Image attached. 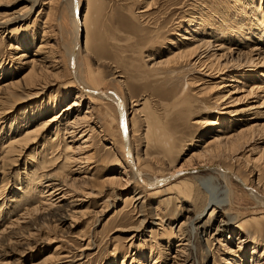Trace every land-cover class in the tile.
<instances>
[{
	"label": "rangeland",
	"instance_id": "1",
	"mask_svg": "<svg viewBox=\"0 0 264 264\" xmlns=\"http://www.w3.org/2000/svg\"><path fill=\"white\" fill-rule=\"evenodd\" d=\"M33 1L0 0V20L5 17L4 13L12 17L9 26L0 29V127L5 125L0 131V143L9 125V130L24 133L38 119L48 120L63 111L74 97L67 69L61 67L53 71L50 58H47L51 51L53 57L56 52L62 57L63 48L56 44L52 48L38 49L41 42L43 45L48 41V46L54 43L43 31L53 28L55 33L60 26L53 21L56 2L36 0L26 16ZM252 1L253 4H247L246 0H83L84 10L88 5L84 49L89 53L80 52L78 59L82 62L81 56L87 57L95 72V84L115 90L126 101L128 128L130 132L138 131L131 141L132 148L142 155L145 150H151V137L169 140V152L160 154L157 163H147L148 170L153 173L164 174L172 166H176L174 171L199 166L203 158L199 162L194 153L205 147L210 133L216 130L235 133L241 126L253 131L251 136H246L244 147L240 146L236 155L225 153L211 160L228 166L248 185L264 193V12L260 14L264 10V0ZM147 3L150 4L147 6ZM140 9L146 13L139 14ZM66 13L64 24L60 26L63 34L71 27L70 14ZM255 14L260 15L256 20L262 19L263 25L253 20ZM23 15L25 20L19 22L18 17L23 18ZM189 15H192L191 20ZM200 19L208 25L202 34L195 32L200 28ZM210 29L225 30L224 36L218 39L224 43L238 42L236 38L239 40L240 36H235L239 33L248 34L249 40H246L247 45L239 40L238 43L246 45L241 52L232 44H224L231 45V53H228L224 45L220 48L211 39L209 49L197 50V57L184 58L186 61L178 67L171 64L157 71L153 68L155 62L168 59L171 50L182 47L184 42L187 45L183 37L200 38L209 34ZM233 31L238 34L232 36ZM70 41L65 35L61 43L66 46ZM257 42L263 44L258 49L261 53L248 52ZM23 51L27 55L20 60ZM245 55L252 58L249 64L244 60ZM32 59H35L36 69L32 77L26 78L25 72L29 69L24 63ZM174 67L177 73L172 74L168 70ZM83 76L85 78V74ZM10 82L15 85L8 87L11 92L9 89L6 92L5 85ZM41 85H44V94L35 96ZM92 105L97 123L89 141L83 144L79 139L73 145L74 148L81 145V151L62 150L65 142L72 145L69 139L62 140L60 133L53 140L55 126H48L36 138L28 137L13 149L8 159H1L4 149L0 144V264H185L183 260H192V264H230L231 260L236 264H249L247 257L241 259V251L246 252L245 256L252 251L247 242L237 244V238H246V234L254 237L252 219L264 227V217L255 212L242 188L232 181V204L220 203L215 215L209 216L210 211L204 209L207 202L222 200L225 185L220 179L207 180L212 175L210 171L197 170L185 174L184 179H191L190 190L186 193L169 188L166 186L169 182L153 194L151 192L152 196L143 195V208L138 207V213L136 209L132 211V204L124 203V199L132 195L136 184L132 180L126 182L123 176L114 107L108 101ZM39 109L45 113L37 117ZM102 112L107 113L105 119ZM104 120H108L114 131L110 136L112 145L104 140L103 132L100 133L106 125ZM205 121L209 125H204ZM56 145L59 147L55 150ZM58 155L59 159L55 160ZM236 158L244 160L239 162ZM64 161L67 167L63 169ZM187 161L191 166H186ZM48 172L62 181L50 195L41 193L39 185L40 176ZM117 173L122 174L123 185H109L107 180ZM140 210L145 217L155 213L164 215V228H160L163 230L147 227L142 232L141 228L137 230ZM227 217L231 218V228L223 235L231 237L229 244L234 251L231 254L213 238L205 242L207 236L203 233L208 231L212 235L217 222ZM242 221L248 224L241 230L237 225ZM180 225L184 236L179 239L182 242L177 243L173 233ZM136 231L140 234L130 241ZM181 247H185V251H180ZM262 248L259 247V252Z\"/></svg>",
	"mask_w": 264,
	"mask_h": 264
},
{
	"label": "bare ground",
	"instance_id": "2",
	"mask_svg": "<svg viewBox=\"0 0 264 264\" xmlns=\"http://www.w3.org/2000/svg\"><path fill=\"white\" fill-rule=\"evenodd\" d=\"M54 1L56 2L55 3L56 4V7H55L56 9L54 10L55 11V13H54V18L55 19L53 21H55L58 25L62 26L64 24L63 23L64 22V19H63L64 12L66 13V11H67L70 14V17H71V27H70V30H68L66 32V34H63L64 33V29H62L60 26L58 28L56 26L57 29L55 30V33L53 31V28L51 30L43 31V35H45L46 38L50 37L49 40H53L54 43L52 45L48 46L47 45L49 43L48 41L47 42H43V45H42V42H41V44L39 45L38 49L41 50L42 48H46V47L47 48H52L53 45L55 46L56 44H60V46L63 48V51L61 53L63 56L60 57L61 55L59 54V52H56L55 57H53L54 53L51 51L49 53L50 54L49 57H47V58H50V63H51V67H53V71L54 70H58L61 67H65L67 69L68 74H69L68 75L69 76V82H70L71 86L73 87V91H74V93H73L74 97L70 101V103L68 105H66V107H65V109L63 111L62 110L58 111L57 113L54 114V116L51 119H48V120H42L41 119V121H38L39 120L38 119L37 122L30 129H27L24 133L22 132V133L18 134V130L17 131L9 130L10 127H11V125H9V127L6 128V132L3 134L4 141L1 142L2 144L0 143L1 146H3V149H4L3 150L4 151V155L1 154L2 155L1 159H8L9 154L13 152L14 148L16 149L17 145L22 144V142L26 141L28 139V137H31V136L34 137L35 136V138H36V136H38L48 126H50V127H52V126L54 127L55 126V131L53 133L54 134L53 140L56 139L57 136H59L58 133H60V137L62 138V140L69 139V142H71L72 146H69L66 142L64 143L61 140L64 143V147H62V150L64 148V151H68V150L69 151L77 150V152L81 151L82 150L80 148L81 145H78L75 148L73 147V145L79 139L83 140V144H86L89 141V138H90L89 136H91L90 133H92V131L94 130V126L97 123V122H94V119H95L94 116L95 115H93V110L94 109L92 107L93 106L92 104H94V103L105 104V101L106 102L108 101L110 104H112V106L114 107L115 113H116V116H115L116 117V124H117L116 126H117L118 136H119V145L118 146H120L121 153H122L121 169L123 170V176H125V178H127L126 182H131V180H132L136 184V185H133L132 195H130L127 199H124V203L126 201H129L130 205L132 204L131 205L132 211H134L136 209L137 213H138L139 208H141V206L143 204V201H144V196L143 195H146L148 193L151 195V192L153 194L154 192L158 191V189H160L159 188L160 186H162V185L164 186V184H168L169 182H171V183H169L166 186H168L171 189H175L179 193H186L187 191H189L190 190V181L189 180H191V179H188V178L184 179V177L187 176L185 174L179 175V176H176V177L171 176L172 179L171 178L164 179L165 176L171 175L174 172V170L176 169L175 168L176 166H172L171 170L169 172L167 171L164 174H155L152 171L148 170L149 167H148L147 163H151V162H156L157 163L158 160H159L160 154L162 156V154H166V153L169 152V146H168V141L169 140H166V138H164V137H155V138H153L154 137L153 136L149 140V144H150L149 149H151V150H145L142 153V155L139 154V153H136L134 151V149L132 148L131 141H132L133 137L137 135L135 132L138 133V131L130 132V129L128 128L129 127L128 126V123H129V118H128L129 110H128V105H127L126 101L115 90H111V89L109 90L107 88H103V87L95 84V81H96V79L94 78L95 77V72L90 68V66L88 64L89 62H88L86 56H84L85 57V62H84V57H82V56H81L82 62L79 61L78 55H80V52H83V53L86 52L85 49H84V46H85L84 41H85V18H86V15H87L88 5L85 7V10H84L83 0H54ZM36 2L37 1L35 0V1L30 3L31 6H29V8L27 9L26 16L28 15V12L32 9V7L34 6V4ZM148 2H149V0H148ZM246 2H247V4H253L254 3L252 0H246ZM49 4L47 5L48 7H49ZM149 4L150 3H147V6ZM204 6H202V7H204ZM42 12L43 11H40L39 13H42ZM263 12H264V10H262L260 12V14L261 13L263 14ZM143 13H146L145 10H143V9L141 10L140 9L139 14L142 15ZM198 14H199V12H198ZM256 14H255V17L253 18V20H256L260 16L259 14L258 15H256ZM2 15H4L5 17L3 18V20H0V29L1 30L6 28L7 26H9V24L11 23V20H12V17L10 16L11 15L10 13H7V14L4 13ZM26 16L23 15V18H19L17 16L19 22H23L25 20ZM51 16H50V18H53V16L52 17ZM193 16H194V13H193ZM189 17H190V20H191L192 15H189ZM45 18H46V16H45ZM47 18L49 20V12H48V17ZM194 18H195V16H194ZM202 18L204 20V16ZM45 21H46V19H45ZM199 21H201V19ZM199 21H198V23L200 25V28L198 27L199 30L197 29V30H195V32H200V34H202V32H204V28L206 27L207 24L203 23L202 21L201 22H199ZM256 22H258L257 25H260V26L263 25L262 19H261L260 22L257 21V20H256ZM54 25H55V23H54ZM53 26H50V28L53 27ZM50 28H48V29H50ZM226 30H227V28H226ZM223 31H225V30H223ZM223 31H219L218 29H210L209 34H207L206 36L201 35L200 38H197L196 36L192 35L190 40H189V38L187 39V38L183 37L184 40L188 41L187 45L184 42L182 47L178 46V47L174 48L173 50H171L169 55H168L170 57L168 59L164 60V61L160 60V62H157V63L154 61L155 63L153 62L154 63V65H153L154 67L153 68L157 71V69H162L163 67H169V65H171V64H172V66L174 65V66L178 67L179 65H181V63L186 61V59L184 60V58L192 56V55H196V57H197V55H198V54H196L197 50L200 51L201 48L209 49L210 48L209 46L212 44V43H210L211 39H213L212 42H214L215 44L217 43V46L220 47V48L224 44H227V45L228 44H232V47L236 48L237 52H241V48H243V47H245L247 45L246 40L248 41L249 37H247L246 35H248V34H244V33H242V34L239 33L238 34L235 31H233L235 33L231 32L232 33L231 35L235 36L236 34H238L235 37L240 36V39L242 41H244V43L246 45H244V43L242 41H241L242 43H238L240 39L238 40L237 38H236V40L238 42L229 40V42L227 41L228 43H224L222 40H218L219 37L222 36ZM253 33L251 32V34H253ZM203 34H205V33H203ZM65 35L68 36L71 39L70 43L68 45H66V46L62 45V43H61V41H63V39L65 38ZM262 37L264 38V36H262ZM262 37H259V38H262ZM225 39H227V38H225ZM15 45H16V43H15ZM261 45H263V44H258V42L253 47H251V45H250L251 48H249L248 52H250L251 50L259 51L260 50L259 48H260ZM9 46H13V45L9 44ZM230 46L231 45L224 47L225 51H227L228 53H231ZM26 53H27L26 51H23L21 53V55L19 56V59L20 60L24 59L26 57V55H27ZM87 53H89V52H86V54ZM257 53L259 54L261 52L259 51ZM247 54L249 55V53H247ZM212 56H214V55H212ZM244 58H245L244 60H246V62L248 64L250 63V60H252V58H250V56H247V55H245ZM189 59L191 60V57ZM194 60H195V58H194ZM218 61L219 60L217 59L216 62L219 63ZM189 62H191V61H189ZM199 62H200V60H199ZM34 64H35V59L29 60V62H27V63L25 62L24 63V65L28 66V69H29V70H27L28 72H25V76L24 77L30 78V77H32L34 75L33 72L36 69V68L34 69ZM63 65H65V66H63ZM148 67H150V66H148ZM155 67H157V68H155ZM176 67L170 68L168 71L170 73H172V74L174 72L177 73L176 72V70H177ZM181 68H184V67H181ZM84 74H85V78L83 76ZM86 75H87V77H86ZM40 77H42V76H40ZM29 80L26 79L27 82ZM35 80H37V79H35ZM23 82H25V81H23ZM238 82H240V81H238ZM29 83H31V82H29ZM17 84H19V82ZM12 85L14 86L15 83H11L10 82L7 85H5L7 87L6 92H8V89H9L8 87H10ZM22 85H23V83H22ZM24 85H27V84H24ZM43 86L44 85H41L39 90L37 89L38 92L34 93V94H36L35 96H42L44 94V91H43L44 87ZM19 87H20V85H19ZM10 88H12V87H10ZM259 88H262V87H259ZM2 89H5V87L2 88ZM105 90H107V92H105ZM9 92H11V90ZM27 97H28V95H27ZM85 100H87V104L86 105L84 104ZM119 105H120V107H119ZM73 109H75V110H73ZM84 109H85V111L83 112ZM137 112H138L137 110H134V113H137ZM36 113H38V115H35V116L40 117V115L44 114L45 111H42V109H39L38 111H36ZM101 115H102V118L105 119V117L107 116V113L106 112H104V113L102 112ZM122 120H123V123H124V129H125V141L123 140V136L121 134V124H120V122ZM99 121H101V120H99ZM104 121H105L106 125H104V128L102 129V131H100V133L103 132V136L106 138L104 140L109 142L112 145V144H114V142L112 141V138H110V136L113 135L114 131H112V129L110 128V124L108 125V123H109L108 120H104ZM206 122H208V121H205L204 125H207V124L209 125V123H206ZM92 125H93V127H92ZM4 127H5V125L3 127H0V131H2V129ZM88 132H89L90 135L87 134ZM252 132L253 131L251 129H244L241 126L239 127L237 132L234 133V131H233L230 134H224L223 130H216V131L210 133L211 135H210L209 141L204 142L205 143V147H203L201 151L194 153V158H196V160H197V158L198 159L203 158L202 159L203 161L201 159L199 160V162L202 161L201 163H199L200 164L199 166H202V168H203L201 170L210 171V173L212 174L209 179H207V178L206 179L209 180V181L212 180V179H220L225 185V187H224V198L222 200L216 201V202L214 201L215 203L212 202V201L207 202L208 205L204 209H208V211H210V215L209 216L215 215V211L218 208V206L220 205V203H227L229 206H230V204H232L231 203V200H232V198H231L232 197L231 185H232V181H233V182L237 183L242 188L243 192H245L246 196L250 198V200L253 203V209L255 210V212H258L259 214H261L264 217V193H263V191L262 190L260 191L259 188H256V187H253L251 185H248V183H246V181H244L237 174H235V172H233L230 168H228V166H224L221 163H218L216 161L211 160V159H214L216 157L223 156L225 153H230V154L236 155L235 153L238 150H240L239 149V148H241L240 146H242V144L244 145V141L246 140V136H248V135L251 136L250 134ZM76 134H79V138H76ZM65 136H67V137L65 138ZM60 143H59V145L62 144V143L61 144ZM245 144L247 145V142ZM58 147H59L58 145L54 146L55 150ZM144 147L146 148V145ZM242 147H244V146H242ZM62 153H61V155H62ZM13 155H15V154H13ZM62 157H63V155H62ZM140 158H142V159H140ZM239 158H236L237 161H239V162H242L244 160L243 159L242 161H240L241 159H239ZM9 159H11V158H9ZM56 159H59V155L57 157H55V160ZM140 160H142L141 162H143V165L140 164L141 163ZM204 160H205V162H204ZM68 161H69V159H68ZM245 161H247V160H245ZM45 163H46V161L44 162V164ZM246 163L247 162H245V164ZM62 165H63L62 168L64 169V166H66L65 165V161L62 162ZM188 165H190V162H188V164L186 166H188ZM195 167L192 166L191 168H195ZM180 168H182V167H180ZM55 171H57V170H55ZM59 174H57V175H59ZM116 175L117 176H113L112 178L107 180L109 185H123L122 184V178L120 176L122 174L121 173H117ZM56 177L58 178V176H56ZM56 177L54 178L53 176L50 175V173L48 175L45 173V174H42L40 176V178H42L41 182H40V180H37V181L40 182L39 183V185L41 186L40 189H42L41 193H49V195H50L51 191L54 190V188L60 187V185L62 184L61 183L62 181L56 179ZM115 177L117 178L116 180H115ZM159 178H160L159 181L153 182V181H156ZM42 180H45V181H42ZM56 180L59 181V184H57L55 182ZM188 195L189 194H185L186 197H188ZM146 198H147V196H146ZM146 198H145V200H146ZM143 205H145V204H143ZM142 208H143V206H142ZM127 211H128V209H127ZM152 211H154V210H152ZM155 212H156V210H155ZM203 212H204V210H203ZM139 213L140 214L137 217H140L141 219L138 221L139 226L135 227V228H137V230L141 228V232H142L143 230L146 229V227L150 228L151 230L156 229V228L158 230H163V229H160V228H162L164 226V224H165L164 223L165 222L164 221V217H163L164 215L161 216L157 212L158 214L152 213L154 215H152V216L149 215L150 217L147 215L145 217L144 215L141 214V210H140ZM230 220H231L230 217H227L225 219V221L220 219L217 222V225L214 228V231H213L212 235H210V233L208 231L207 232L203 231V233H205V236H207L206 240H204V241L207 242V241H209L210 239L213 238V240L216 241V243L220 247H222L223 249L226 250V253L234 252L232 250L231 246H230L231 243H230L229 239L231 237L229 236V237L226 238L223 235V233H225L226 231H230V228H231V226H230L231 221ZM253 220H254V223H255L254 229L252 231L253 232L252 234H254V237L248 236V234H246V233H245L246 234L245 235L246 238L243 237V239H242V237H238L237 236L238 237L237 241H239L237 244H242V242H247L246 244L249 246V250L252 251V252H249L248 256H245L246 252H244V250L241 251V257H242L241 259L247 257L248 260H249V264H264V243H263L264 239L262 238V233H264V227L261 226L260 223H258L259 222L258 220L254 219V218L252 219V221ZM246 224H248L246 221L239 222L238 225H237V228H240L242 230L243 226L246 225ZM181 225L177 228L176 233L172 232L174 238H177V243L180 242L181 240H179V239L182 238V236H184L183 235V231H182V233L180 231V230H182L181 229ZM246 229H247V227H246ZM156 232H157V230H156ZM138 234H140V231H136L135 233H132L130 241L133 238H135ZM151 234H152V232H151ZM222 237H224V238H222ZM184 238L185 237H183V239ZM247 240H249V241H247ZM183 241H187V240H183ZM132 243H133V241L131 242V244ZM185 247H183V248L181 247L182 249L180 251H185ZM259 247H263L262 251H260V252L258 250ZM238 248H240V247H238ZM208 250L210 252V249H208ZM241 259H237V260L239 262H241ZM155 261L156 260L153 259V263H155ZM191 261L192 260H186V261L183 260V262H185V264H192ZM230 264H236V261L235 260H231Z\"/></svg>",
	"mask_w": 264,
	"mask_h": 264
},
{
	"label": "water",
	"instance_id": "3",
	"mask_svg": "<svg viewBox=\"0 0 264 264\" xmlns=\"http://www.w3.org/2000/svg\"><path fill=\"white\" fill-rule=\"evenodd\" d=\"M105 92H107V90H105ZM119 107H120V105H119ZM120 124H121V134L123 136V140L125 141V129H124L123 120L120 122ZM201 169H203L202 166H197L195 168H188V169L174 171L171 175L165 176L164 179H169V178H171V176L176 177V176L183 175V174H186V173H192V172H195V171L201 170ZM159 180H160V178L157 179L156 181H153V182H157Z\"/></svg>",
	"mask_w": 264,
	"mask_h": 264
}]
</instances>
